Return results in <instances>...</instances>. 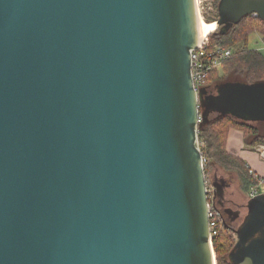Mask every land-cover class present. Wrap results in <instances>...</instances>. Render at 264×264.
<instances>
[{
    "label": "water",
    "instance_id": "1",
    "mask_svg": "<svg viewBox=\"0 0 264 264\" xmlns=\"http://www.w3.org/2000/svg\"><path fill=\"white\" fill-rule=\"evenodd\" d=\"M199 24L196 0H0V264H216L198 125L263 122L264 83L203 99ZM245 207L228 256L264 264V194Z\"/></svg>",
    "mask_w": 264,
    "mask_h": 264
},
{
    "label": "trees",
    "instance_id": "2",
    "mask_svg": "<svg viewBox=\"0 0 264 264\" xmlns=\"http://www.w3.org/2000/svg\"><path fill=\"white\" fill-rule=\"evenodd\" d=\"M217 3L215 9L217 12ZM218 17V16H217ZM212 23L211 20H207ZM258 35L264 41V21L255 16L243 18L229 29L218 28L208 35L209 48L223 47L231 49L232 56L219 70H213L199 91L202 98L215 95L218 87L224 84L253 85L264 83V56L259 50L250 46V37ZM203 110L199 108V115ZM231 129L243 133L246 147L264 146V121L251 122L238 119L231 115L220 116L209 112L201 117L198 125V140L202 156L205 158L204 175L207 189L211 190L208 203L220 222L217 225V235L212 240L216 264H232L229 252L235 241L234 231L238 220L226 207L225 197L233 180L236 178L239 193L247 198L252 180L243 161L226 152V142ZM212 170H221L227 177H207ZM234 177V179H233ZM229 211V212H228Z\"/></svg>",
    "mask_w": 264,
    "mask_h": 264
},
{
    "label": "built area",
    "instance_id": "3",
    "mask_svg": "<svg viewBox=\"0 0 264 264\" xmlns=\"http://www.w3.org/2000/svg\"><path fill=\"white\" fill-rule=\"evenodd\" d=\"M200 21H204L203 16V1L204 0H196ZM260 50H264V43ZM232 56L231 49L217 47L210 49L208 36L202 41L200 47L196 50H193L190 55L191 59V79L193 82V86L196 92H199L201 87L203 86L205 80L208 78L210 73L213 70H219L221 66ZM200 146V144H199ZM256 151L260 154L261 158L264 160V146L259 145L256 147ZM203 167L205 164V158L202 156ZM248 175L250 179L253 181L249 187L247 200L255 198L261 194H264V177H261L255 174L251 169H248ZM211 195V190L207 189V196ZM210 212H209V232L211 240L217 235V225L220 222L219 216L216 217L214 211L211 208V204H209Z\"/></svg>",
    "mask_w": 264,
    "mask_h": 264
},
{
    "label": "rangeland",
    "instance_id": "4",
    "mask_svg": "<svg viewBox=\"0 0 264 264\" xmlns=\"http://www.w3.org/2000/svg\"><path fill=\"white\" fill-rule=\"evenodd\" d=\"M215 3L216 0H204L203 1V16H204V23L206 25H209L211 23H208L207 20H211L212 23H214L217 20V12L215 9ZM253 35L250 37V46L253 49L259 50L262 47V44L264 43L262 40L255 39L253 40ZM264 56V50L263 52H260ZM212 179L213 177H227L226 174H224L221 170H212L210 174L207 176ZM234 179V177H233ZM238 185L236 178L233 180V184L230 185L228 189V194L225 197L226 200V207L231 208L233 212H237L239 215V220L246 214V207L245 204L247 200L243 199V196L238 191ZM228 199V200H227Z\"/></svg>",
    "mask_w": 264,
    "mask_h": 264
},
{
    "label": "crops",
    "instance_id": "5",
    "mask_svg": "<svg viewBox=\"0 0 264 264\" xmlns=\"http://www.w3.org/2000/svg\"><path fill=\"white\" fill-rule=\"evenodd\" d=\"M253 37H255L253 40H261V38L256 34L253 35ZM259 52H263V50L259 49ZM257 146L259 145L252 148L246 147L243 141V133L237 129H231L228 133L226 152L229 155L243 161L246 167L251 169L255 174L264 177V160L256 151ZM243 199L247 200L246 197H243ZM230 210L232 209L230 208Z\"/></svg>",
    "mask_w": 264,
    "mask_h": 264
},
{
    "label": "bare ground",
    "instance_id": "6",
    "mask_svg": "<svg viewBox=\"0 0 264 264\" xmlns=\"http://www.w3.org/2000/svg\"><path fill=\"white\" fill-rule=\"evenodd\" d=\"M214 30V24L206 25L203 21H200L199 24V34L200 38L204 40L209 34H211Z\"/></svg>",
    "mask_w": 264,
    "mask_h": 264
}]
</instances>
